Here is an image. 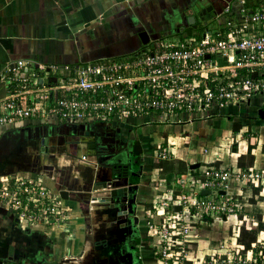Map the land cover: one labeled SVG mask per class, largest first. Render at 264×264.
<instances>
[{"label":"built area","instance_id":"obj_1","mask_svg":"<svg viewBox=\"0 0 264 264\" xmlns=\"http://www.w3.org/2000/svg\"><path fill=\"white\" fill-rule=\"evenodd\" d=\"M215 18L217 24L206 22L199 35L157 37L131 56L73 64H45L29 58L6 63L0 73V128L18 127L24 121L133 123L141 117L152 123L180 125L224 116L229 107L248 104L264 93V0L255 9L246 6L245 0H235ZM28 150L38 160L46 155L50 158V151H41L40 143ZM155 156L169 159L170 153L156 151ZM81 161L76 159L75 164ZM39 162L37 167H50L53 172L58 165ZM35 169L0 175V208L17 219L22 229L52 225L67 214L59 190L43 181L42 169ZM48 177L52 182L56 179L52 173ZM260 182L264 183L262 169H224L203 163L166 183V192L173 197L161 195L160 219L148 221L147 226V233L158 237L153 242V254L159 255L156 263L194 264L186 257L192 258L194 251L188 243L195 239L190 238L222 215L244 214L232 185L252 188ZM203 189L209 193L201 194ZM242 220H234L235 241ZM247 252L254 254L252 249ZM212 260L202 258L199 264ZM252 263L264 264V244Z\"/></svg>","mask_w":264,"mask_h":264},{"label":"crops","instance_id":"obj_2","mask_svg":"<svg viewBox=\"0 0 264 264\" xmlns=\"http://www.w3.org/2000/svg\"><path fill=\"white\" fill-rule=\"evenodd\" d=\"M234 1L0 0V73L4 71L6 63L19 58L34 59L45 64H73L131 56L145 47V44L149 43L150 40L152 41L157 37H171L178 30L183 29L185 32L189 29L195 30L204 26L208 21H218L215 17L220 13L222 14L226 4H232ZM210 5V10H207ZM142 31L148 34L149 39L146 43L141 40ZM252 99L254 101L251 103ZM252 99L248 104L242 105V109H237L238 107L234 106L229 107L224 116H209L180 125L152 123L148 122L145 117L138 118L133 123L108 122V124L111 123L112 126L118 128V130L116 129L118 134L115 137L122 142H128L127 150L119 153L114 152L113 158L126 159L125 157L134 150L133 143L135 141L141 147L139 156H141L142 165L139 168V177L135 181L136 184L133 189L129 190L133 196L135 213L139 216L141 240L145 242L143 244L140 240L137 242L138 245L140 244L137 255L140 256L141 264H156V261L152 259L153 249L146 248V232L142 228L141 220L143 219L144 207L147 205L146 201H154L156 197L162 194L159 192L160 187H158L160 179L168 183L175 177L184 175L188 169H191L190 165L193 163H199V165L212 163L224 169H262L264 171V118L259 117V110L264 103V93L256 95ZM100 123L98 121L77 124L61 122L58 125H53L54 128L51 129L48 127L47 130L32 131V134L36 132L40 137L49 135L54 141L60 137L66 139V135L74 131L80 137L85 138L84 140L78 139L77 142H75L76 140L74 142L66 141L67 147L65 146V148L67 151L62 154H58L57 149L52 148V144L55 142H50L48 150L52 154V156L49 154L51 159L48 160V155L43 156L38 160L40 161L39 165L41 161L44 165L47 164V161L54 164L57 162L58 165L54 172L50 167H36L35 169H42L39 171L42 174L45 173L43 181H46V184H49L52 189L56 188L59 191L67 189L69 191L68 199H63L62 202L67 209L64 218L52 225H43L38 228L39 230H31L32 232L40 231L47 234L51 241V249L48 253L56 264H101L102 254H99L92 245L93 239L90 236L92 233L87 227L88 216L86 214L90 207L92 214L96 213L100 218L98 210L101 207L93 206L96 201L87 200L85 196L87 185L82 181L78 184L73 183L72 178L76 170V155L80 157L84 155V159L93 161L92 158L94 157L92 154L91 156L88 155L90 152L86 149L84 141L90 140L92 129L94 131L95 129L101 130L98 126H104L105 123ZM234 124H239L238 130H234ZM40 125L50 124L24 121L18 127L0 128V156L4 155V158L8 157L13 161L11 169L17 167L23 169V164L33 162L28 146L32 148L37 143L32 144L28 140L29 137L21 133L20 130H32ZM249 137H253L254 143L250 151ZM229 139L231 140L229 141ZM17 143H21L23 154L16 158L10 155V152ZM162 150L169 151V159H160L155 156L156 151ZM124 152H126V156ZM248 154L253 156L252 165L248 164ZM239 157H241L244 167L238 164ZM53 158L55 159L53 160ZM175 159L184 163L185 166L180 170L177 168L175 170H162L161 165L154 166L155 163L161 164V162ZM146 165L150 167H146ZM106 170V168L101 167L98 175H104ZM66 172H69L68 176ZM51 173L55 174L54 182L48 177V174ZM193 174L198 177L197 171ZM59 178L61 179L58 182ZM77 187L82 189L79 194H75ZM101 190L99 188L94 191ZM231 190L234 194H238L234 196L242 202L244 205L242 210L245 211L243 215L233 216L234 219L247 220L248 216L251 223H260L261 229H259L260 232H257V242H263L264 183L260 182L258 187L252 188L241 186L240 183L233 184ZM259 196L263 197L258 199ZM253 198L255 201L251 200ZM249 214L253 217H250ZM222 216L223 221L228 219H223ZM10 217L13 218L8 212L0 208V231L6 229V231L9 230V233L13 230L19 232L22 228L15 223V218L11 222ZM223 224L225 225L223 231L227 234L234 228L233 225L224 222ZM257 242L256 245L253 244V247L258 250L261 245ZM190 245V248L194 249V242ZM3 246L5 245L3 244L1 248H4ZM122 247L124 248L123 245ZM257 250L253 251L252 249L254 255H256ZM123 251H126L125 248ZM117 254L113 253V255L118 256L119 254ZM210 254L206 252L201 255V251L197 249L194 258H198L199 262L202 258L210 261L213 258ZM247 254L249 255L250 252ZM70 258L71 261L65 262L64 259ZM1 264L14 263L7 260Z\"/></svg>","mask_w":264,"mask_h":264},{"label":"flooded vegetation","instance_id":"obj_3","mask_svg":"<svg viewBox=\"0 0 264 264\" xmlns=\"http://www.w3.org/2000/svg\"><path fill=\"white\" fill-rule=\"evenodd\" d=\"M183 32L185 31L182 29V30H178L175 34L178 35ZM151 43L152 41L150 40L149 43L145 44V47ZM145 47H142V49H144ZM52 126L53 125H40L38 126V128H34L32 130H22L21 129L20 132L23 133L25 136L29 137L28 140H30L32 144L40 143V149L43 147L41 143L42 138L47 137L46 148L48 150L49 143L55 142L53 138L49 137V135L40 137L38 134H36V132L32 134V131L33 130L36 131L37 129L47 130L48 127L50 129L54 128ZM98 127H100L101 130L106 131L110 139H108V141H106L105 139H99L95 135L94 130L92 129V137H94L93 140L95 141L93 140L91 141L90 139L89 141H84V143H86L85 144L86 149L90 152V154L88 153V155L91 156L92 154V157L94 158H92L93 161H90V159L86 160V159L81 158L84 163H96V160L99 157H105L107 155H112L114 152L119 153V152L127 150L126 148L128 146V142H125V141L122 142V140L115 137L118 134L116 130L117 127L112 126L111 123L109 124L105 123L104 126H98ZM31 136H35V137L32 138ZM91 143L94 144L93 148L89 146ZM54 144H52V148L55 147ZM41 151L43 150L41 149ZM124 153L126 156L127 155L126 152ZM4 157H5L4 155L0 156V163L10 160L8 159V157L6 158ZM125 158L126 159L120 158L121 163L116 162L114 164L120 165L121 169H119V175L121 176L122 179H126V178L130 179V190H132L133 186L136 184L135 181L138 180V177H139L138 173H139V168L142 165V159H141V156H139V153H136L135 150H133L132 153H130L129 156L127 155V157ZM32 161L33 162L27 165H30L31 168L37 167L38 160L32 159ZM109 162H110V159L109 160L104 159L103 163L101 164V167L109 169L108 168ZM114 164L112 163L111 166H113ZM17 168L18 170H21L19 167ZM17 168H14L10 171H12L15 174L17 172L16 171ZM86 214L88 216L87 224H89V227L88 226L87 227H88L89 232L92 233L90 235L93 239L92 245L96 248L99 254H102L101 264H128V262L126 261L120 262L119 260H116L117 256L113 255V253L114 254L123 253L125 255V251H123L124 248L122 247V244L120 242V241L126 240L125 238H128L127 239L128 243L126 242L125 246L130 248L131 254L133 256L132 262L141 263L140 256L137 255V252L139 250V245H140V244L138 245L137 242H139L140 240L139 238H141L140 228H139L140 221H139L138 214L134 212V216L138 218V221L136 223L137 230L136 232L131 233V234L126 233L123 229H120L121 232H119V229H115V227H113L112 224L109 225L108 223L110 222V218L102 214L100 210H98V214L100 218H97L98 215L96 213L94 214L93 218L91 217L92 215L91 208H88ZM12 220L13 218L10 219L11 222ZM91 223L94 225L91 226ZM105 223H106V226H104ZM29 231L28 233H24L23 230H20L19 231L20 233L18 236L15 235V232H14V235L11 236L12 231L9 233V230L6 231V229H1L0 236L2 237L1 239L5 237L4 243L2 242L5 246H3L4 248H0V254L4 255L3 257H0V261L2 262H5L7 260L13 261L14 264H56L54 261H52L48 253V251H50L51 249V246H49V243L48 242L42 243L41 240H39L40 237L38 233L29 232ZM10 240H13V242H11L10 245L7 246V243L10 242ZM23 240H26L27 243H24Z\"/></svg>","mask_w":264,"mask_h":264},{"label":"rangeland","instance_id":"obj_4","mask_svg":"<svg viewBox=\"0 0 264 264\" xmlns=\"http://www.w3.org/2000/svg\"><path fill=\"white\" fill-rule=\"evenodd\" d=\"M210 23H211L210 24L211 26H214V24H217V21L216 20L210 21ZM253 101L254 100L252 99L251 103ZM236 107H238L237 109L243 108V106H241V105L236 106ZM247 126H249V125H247ZM96 131H97V129L94 131V133H96ZM77 134L78 133L74 131L73 133L67 134L66 139L65 138L61 139V137L57 138V141H55V147H54L55 149H57V153L62 154L65 151H67V148H65V146H66L65 142L66 141L74 142L76 140L75 142H77L79 140L85 139V138L80 137L79 134L78 135ZM90 139L92 141L94 139V137H92V135H91ZM230 140L231 139H229V141ZM93 141H95V140H93ZM227 142H228V140H227ZM56 143H57V145H56ZM231 144H232V142H231ZM67 145H68V143H67ZM22 154H23V152H22L21 143H17L15 148L12 150V152H10V155L15 156L16 158H17V156L19 157ZM37 157L38 156H33V158H31V159H34V160L37 159L38 160ZM12 162L13 161L9 160V161H5V162L0 163V175L7 174V173L10 174L12 172V171H10V170H12L11 169L12 168V164H11ZM29 163L30 162H28V163L26 162L25 164H23L22 166H24V168L23 167L22 168L27 170V171H30L29 169L31 168V166L27 165ZM156 165H157V163H156ZM159 165L162 166V170H170V169L175 170L176 168L178 170H180L181 168H183L185 166L184 163L180 162L178 159H175L173 161L161 162V164L159 163ZM146 167H150V166L146 165ZM16 171H18V168L16 169ZM66 175L68 176L69 172H66ZM60 179L61 178L58 179V182L60 181ZM66 180L68 181L67 177H66ZM158 187H160L159 192L162 193L161 195L166 194L165 196L168 199L173 197L172 194H168L166 192V187H167L166 182H164L162 179H160L158 181ZM163 193H165V194H163ZM262 197L263 196H259L258 199H260ZM160 199L162 200L163 198L161 196H159V197H156L154 199V201H152V200L146 201L147 204L151 203L148 206V208H150V212L148 214L145 212L147 207H144V210H143L144 213H143V219L141 220L142 221L141 225H142L143 230L146 232V248H148V249L156 250L155 245L153 246V242L158 240V237L154 232H152L151 234L147 233V226H148V221L151 223H157L158 220L160 219V216L162 214V208L161 207L163 204ZM249 200H250V198H249ZM253 201H255L254 198H253ZM153 205H155V208H153ZM246 207H248V206H246ZM169 210H171V208H169ZM172 210H173V208H172ZM243 210H241V212L245 213V211H243ZM249 216L253 217L251 214H249ZM234 220L235 219L233 216H229L227 220L223 221L222 218H221V220L217 218V219L211 221V223L205 224L204 228L202 230L200 229L199 233L194 236L195 238H190V239H195V242H194L195 246H194V251L192 252V254H193L192 258L190 257V255L186 254V257H189L191 259L188 261H190V263L194 262V264L200 263L198 258L197 259L194 258V255L196 254V251L198 249L199 251H201V255H204L206 252L211 253L210 255H214L215 260H212L208 264H249V261L253 259L254 254L253 255L249 254V256H248L247 252L241 253L237 242L232 238V231L230 230V232L228 234L225 231H223V229L225 227L223 222L225 224H228V225H235L236 222ZM247 221L251 224V220H249L248 216H247ZM259 225H260V223H257V224H255V227H257V229H259L260 228ZM87 226L89 227V224H87ZM227 227H229V226H227ZM32 230H39V229L35 228ZM171 230L175 231V228L170 229V231ZM14 231H15V235L18 236L19 232L16 230L12 231L11 236L14 235ZM29 232H32V231H29ZM33 232L39 234V237H40L42 243L48 242L49 246H51V241L49 240V238L45 232L44 233L40 232V231H33ZM258 232H260V230ZM257 237H258V235H257ZM139 239H140V241H142L141 244L145 243L143 240H141V238H139ZM199 239H203L202 246H201L202 248H199V242H198ZM262 241L264 242V240H262ZM11 242H13V240H10V242L7 243V246L10 245ZM23 242L27 243L26 240H23ZM263 242H257V243H260V245H263L264 244ZM192 243L193 242L188 243L189 244L188 246H191L190 244H192ZM259 248L260 247H258V249ZM213 253H215V254H213ZM3 256L4 255L0 254V257H3ZM158 257H159L158 254H153L152 259L156 261V258H158ZM217 257H219V261L216 260ZM220 260H223V261L220 263ZM185 262L188 263L187 260H185Z\"/></svg>","mask_w":264,"mask_h":264},{"label":"water","instance_id":"obj_5","mask_svg":"<svg viewBox=\"0 0 264 264\" xmlns=\"http://www.w3.org/2000/svg\"><path fill=\"white\" fill-rule=\"evenodd\" d=\"M211 5L207 7V10H210ZM193 18V17H191ZM190 20V19H189ZM144 35V37H143ZM148 34L145 31L141 32V40L143 43H146L148 41ZM220 64H225V62L220 59ZM256 73L253 72V76ZM259 117L264 118V103L261 105V108L259 110ZM74 124V123H73ZM118 130V128H117ZM41 143L43 147L41 148L43 151H47V137L42 138ZM91 148L94 147V144L91 143L89 145ZM77 159H81L80 156L76 155ZM109 160L110 162L108 164V168L104 175L99 174L101 164L103 163V160ZM82 160V159H81ZM121 163L120 158H113L112 155H107L105 157H99L96 160V163H84L83 161L77 163L75 165V171H77L76 176L73 178V183H80L82 181L87 185L86 189L87 192L85 194L87 200L96 201L95 205H98L101 207L100 212L104 214L106 217L110 218L109 225L112 224L115 229H119V232H121L120 229H123L126 233H134L137 230V221L138 218L134 216L135 212V206H133V196L130 193V186H129V179H122L120 175L114 176L113 170H112V163ZM100 165V166H99ZM199 166V163H193L190 165V168H196ZM77 176L80 177V180L77 179ZM102 189L101 191H94L97 189ZM82 189H75V194H79ZM94 192V193H92ZM209 190L203 189L201 190V194H208ZM220 193H224L223 190L220 191ZM59 195L63 199H68L69 191L67 189H61L59 191ZM90 208V207H89ZM88 210V209H87ZM223 219L226 218V216H222ZM15 223L18 224V220L14 219ZM106 226V223L105 225ZM20 230V229H19ZM23 231L28 232L29 228L21 229ZM114 230V229H113ZM0 236V248L1 245H3L5 237L1 239ZM3 242V243H2ZM122 245L125 248V255L119 254L116 258V260H119L120 262H128V264H141L140 262H132L133 256L131 254L130 249L128 247H125V243L128 241H120ZM114 258V257H112ZM71 259V258H70ZM70 259H64L65 262L71 261ZM2 261H0V264Z\"/></svg>","mask_w":264,"mask_h":264},{"label":"trees","instance_id":"obj_6","mask_svg":"<svg viewBox=\"0 0 264 264\" xmlns=\"http://www.w3.org/2000/svg\"><path fill=\"white\" fill-rule=\"evenodd\" d=\"M245 5L248 6L249 8H258L260 6V0H245ZM203 25V24H202ZM203 30V26H200L198 27V29H189L188 31H186L185 33L188 34V35H191L193 33H196V34H200V31ZM237 128H239V124H234V130H238ZM95 135L99 138V139H105L106 141H108V139H110L108 133L104 130H100V131H96ZM248 144H249V151H250V148L253 146V137H249L248 138ZM134 145V150L136 153H140L141 151V147L139 145L138 142H134L133 143ZM248 164L249 165H252V161H253V156L252 154H248ZM241 157H239V160H238V164L241 166V167H244L245 165L241 162ZM155 167L156 166H159V163H155L154 165ZM112 170H113V175L114 176H118L119 175V169H121L120 165L118 164H114L112 166ZM118 168V169H117ZM253 200V199H251ZM264 200V198H263ZM149 204L146 205V207L148 208ZM146 208V209H147ZM255 224L257 223H249L247 220H242V222H240V225H239V233L237 234V236L235 237L236 238V242L239 246H242V248H240V252L241 253H245L247 250L249 249H253V251H256L257 249L255 247H253V244L256 245V242H257V232L259 229H261V225L259 229H257V227H255ZM199 242V248H202V242H203V239H199L198 240ZM258 251V250H257Z\"/></svg>","mask_w":264,"mask_h":264},{"label":"bare ground","instance_id":"obj_7","mask_svg":"<svg viewBox=\"0 0 264 264\" xmlns=\"http://www.w3.org/2000/svg\"><path fill=\"white\" fill-rule=\"evenodd\" d=\"M71 260V259H70Z\"/></svg>","mask_w":264,"mask_h":264}]
</instances>
